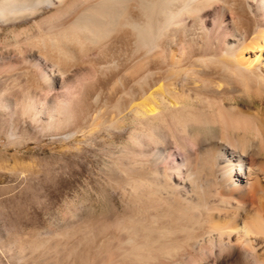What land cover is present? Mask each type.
I'll use <instances>...</instances> for the list:
<instances>
[{
	"label": "bare ground",
	"instance_id": "bare-ground-1",
	"mask_svg": "<svg viewBox=\"0 0 264 264\" xmlns=\"http://www.w3.org/2000/svg\"><path fill=\"white\" fill-rule=\"evenodd\" d=\"M127 1L0 0V15L18 20L34 12L26 13L27 10L47 3L53 10L41 22L64 17L74 7L81 6L55 33L42 37L45 52V49L61 51L63 41L81 43L89 39L96 42L116 25L124 27V39L132 38L133 44L136 42L145 48L129 70L136 77L130 92L132 96L127 103L119 102L116 108L119 114L127 111L140 124L141 137L147 136L156 144L164 140L161 134L166 130L178 155L168 166L160 167L169 146L165 144L161 148L155 144L153 148H141L147 165L142 174L133 173L136 177L132 178V183L136 190L144 188L139 196L143 198L142 206L136 209L127 225L133 235L117 238L129 248L127 256L136 263L173 262L178 258L195 260L199 258V247L210 243L227 246L233 255L241 251L254 264H264V0L228 1L231 10L235 9L233 19L238 25L231 28L218 47L204 49L200 43L178 55L169 48L171 52L163 58L154 52V46L173 18L191 9L200 12L213 0H132L137 12L125 15L123 7ZM176 2H179L177 6ZM243 7L251 21L244 18ZM224 9L227 8L220 9L221 14ZM174 26L171 25V30ZM28 59L24 57L25 62ZM161 62L170 66L164 73L154 71ZM147 76L150 79L144 81ZM22 99L23 113L37 120L38 113L45 107L44 101L33 92H27ZM71 99L51 101L45 107L48 127L57 122L68 124ZM40 104L43 106L39 109ZM93 123L99 125L100 121L95 118ZM212 251L208 259H217L222 264L224 253L219 247ZM226 255L229 256V252Z\"/></svg>",
	"mask_w": 264,
	"mask_h": 264
},
{
	"label": "rangeland",
	"instance_id": "rangeland-1",
	"mask_svg": "<svg viewBox=\"0 0 264 264\" xmlns=\"http://www.w3.org/2000/svg\"><path fill=\"white\" fill-rule=\"evenodd\" d=\"M215 1H210L200 12L191 9L174 17L163 32L171 38H165L167 35L162 33L153 51L163 58L171 50L178 55L200 43L204 49L218 47L238 24L233 19L235 9L231 10L229 0ZM127 2L123 7L125 15L136 14L135 3ZM42 4L35 10H27L26 13L34 12L18 20L0 15V264H147L136 263L127 256L129 248L120 241L133 235L127 225L136 209L140 210V200L143 202L139 196L144 188L136 190L132 178L142 174L147 165V157L141 154L146 147L169 146L160 167L168 166L178 154L166 130L161 134L164 140L156 144L147 136L141 137L140 124L127 111L119 114L116 108L119 102L127 103L132 96L136 77L129 70L145 48L136 42L133 44L132 38L124 39V27L116 25L96 42L63 41L62 47L66 50L45 49V52L42 37L55 33L81 6L74 7L64 17L39 22L53 10L47 3ZM223 6L227 9L221 14ZM243 9L244 18L251 21ZM171 25H175V31ZM176 26L182 30L178 31ZM99 46L103 47L102 51ZM25 56L30 57L27 62ZM155 67L154 71L160 73L170 68L166 62ZM117 70L120 71L115 74ZM148 79L147 76L144 81ZM27 92L35 93L45 107L51 101L72 97L68 124L57 122L48 127L45 107L37 120L24 114L22 96ZM92 118H97L100 124L95 125ZM213 247H219L224 253L222 264H254L241 251L233 255L227 246L210 243L199 247L202 252L198 251L200 256L195 260L178 258L173 262L160 260L148 264H221L217 259H208L215 251Z\"/></svg>",
	"mask_w": 264,
	"mask_h": 264
}]
</instances>
